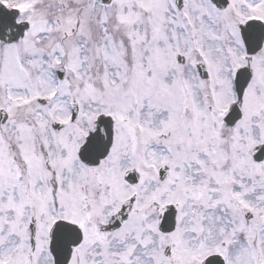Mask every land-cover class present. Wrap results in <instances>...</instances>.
I'll use <instances>...</instances> for the list:
<instances>
[{
	"label": "snow or ice",
	"instance_id": "1",
	"mask_svg": "<svg viewBox=\"0 0 264 264\" xmlns=\"http://www.w3.org/2000/svg\"><path fill=\"white\" fill-rule=\"evenodd\" d=\"M0 264H264V0H0Z\"/></svg>",
	"mask_w": 264,
	"mask_h": 264
}]
</instances>
